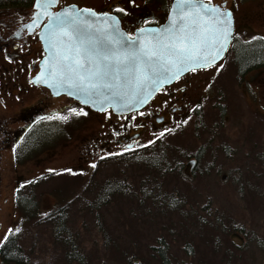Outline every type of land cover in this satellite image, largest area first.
<instances>
[{
	"label": "rangeland",
	"instance_id": "374dc122",
	"mask_svg": "<svg viewBox=\"0 0 264 264\" xmlns=\"http://www.w3.org/2000/svg\"><path fill=\"white\" fill-rule=\"evenodd\" d=\"M111 1L60 0V4L99 7ZM251 1L254 5L264 4V0ZM260 18L255 16L252 26L244 30L236 23L239 32L236 38L250 36L254 31L264 37L262 14ZM194 74L196 83L191 91L194 97L190 96L182 114L172 115L176 123L151 124L155 130L152 135L165 131L141 148L143 150L139 149L144 151L160 142L173 174L144 181L141 180L149 175H144L145 172L158 159L143 166L141 157L122 159L126 154L123 153L91 162L96 155L116 146L118 135L114 127H119L121 119L92 114L84 108L77 113L79 120L68 116L69 120L64 123L65 138L31 159L15 162L14 138L22 132L30 116L19 114L22 110L20 96L13 90V80L0 84V99L11 104L2 106L0 103V242L17 218L13 202L16 187L24 186L22 191H27L29 184L36 185L40 179L37 187L54 183L67 193L65 196L63 193L62 196L41 195L45 209L62 201L58 197L80 194L81 198L65 209V220L71 232L77 233L84 243L81 246H85L84 251L91 257L88 264H129L123 254L133 252L155 264L156 259H152L158 246L167 248L172 264H187L189 258L181 253L187 231L190 248L198 246L206 256L214 257V253L220 256L222 241L218 240L220 244L214 246L215 237L221 238L218 229L229 224L240 234V238L238 234L232 237L240 244L232 264H264V66L239 75L228 54L219 64ZM243 75L245 79L241 78ZM5 87L13 90L7 92V98L1 95ZM119 133L123 135V131ZM171 152L175 158L167 156ZM196 155L199 158L194 160ZM177 157L181 159L180 167ZM192 159L194 166L190 165ZM159 165L165 166L162 162ZM183 175L193 177L187 181ZM156 182L160 183L161 190H157ZM101 189L108 190L109 194L102 193L101 199L96 200ZM157 194H174L185 204L181 211H170L167 201L155 200ZM88 201L95 207L87 208ZM32 225V231L24 235L22 241L27 244L26 248L33 246V264H67L62 248L52 242L50 222ZM209 234L215 237L208 242ZM106 240H115L125 249H111L112 245H106ZM210 247H213L212 252ZM118 254L123 255L121 259ZM199 258L195 255L191 264H199ZM0 264L11 263L0 260Z\"/></svg>",
	"mask_w": 264,
	"mask_h": 264
},
{
	"label": "water",
	"instance_id": "95a60500",
	"mask_svg": "<svg viewBox=\"0 0 264 264\" xmlns=\"http://www.w3.org/2000/svg\"><path fill=\"white\" fill-rule=\"evenodd\" d=\"M57 3L33 1V23L46 21L39 31L44 55L31 81L95 110L122 114L143 107L163 85L218 61L233 34L231 11L201 0H172L163 23L133 35L114 14L75 3L53 11Z\"/></svg>",
	"mask_w": 264,
	"mask_h": 264
},
{
	"label": "flooded vegetation",
	"instance_id": "af4514ba",
	"mask_svg": "<svg viewBox=\"0 0 264 264\" xmlns=\"http://www.w3.org/2000/svg\"><path fill=\"white\" fill-rule=\"evenodd\" d=\"M201 1L231 11L233 34L224 55L207 67L192 68L186 71L163 85L143 107L122 114L114 113L109 108L104 110L91 109L64 93L53 95L48 87L34 84L31 78L37 72L38 63L44 55L39 39V31L46 18L39 24L33 23V2L27 6L6 5L0 7V84L3 85L5 81L13 80V90H15L16 95L20 96L19 106L22 110L19 114L22 117L30 116L22 129H25L36 117V113H38L37 116L42 117L53 113L59 114L62 119L67 121L69 119L64 112H71V114L74 112L72 115L74 116L73 120L74 118L79 120L77 113L80 108L88 109L92 114H106L113 118H120L119 127H114L118 135L117 142H115L116 146L113 147V150L96 155L91 162L96 159L97 162L102 157H111L139 150L158 139L165 129L152 135L155 130L152 129L151 124L176 123L172 115L177 112L182 114V108L188 106L189 98L193 96L191 91L194 89V83H196L195 71L211 68L227 57L233 41L239 36L236 23L243 27L239 29L244 30L245 27L252 26L255 16H259V19H261L260 15L262 14L264 17L263 3L254 5L251 0ZM171 2L172 0H112L109 3H103L99 7L91 4L77 5L92 8L97 12H108L116 15L124 31L128 35H133L138 28L158 26L163 23ZM62 5L64 4H60V0H58L57 5L52 10L54 11ZM244 36L247 37L242 36V39L263 35L254 31L252 35L246 34ZM241 78L245 79V76L243 75ZM16 87H18V90H16ZM13 90L11 88L12 92ZM11 91L7 87L3 88L1 90L2 97L7 98V92L12 93ZM64 100L68 102L63 103ZM0 103L2 106L11 105L10 103L7 105L1 99ZM14 103L16 102L14 101ZM136 113L139 115L132 118L131 116ZM171 124H167V126ZM58 125L64 127V124ZM120 130L123 131V135L119 133ZM19 136L20 134L15 136L14 142Z\"/></svg>",
	"mask_w": 264,
	"mask_h": 264
},
{
	"label": "trees",
	"instance_id": "16d2710c",
	"mask_svg": "<svg viewBox=\"0 0 264 264\" xmlns=\"http://www.w3.org/2000/svg\"><path fill=\"white\" fill-rule=\"evenodd\" d=\"M32 2L33 0H0V7L6 5L27 6ZM228 54H231V60L234 64L235 71L239 75L254 67L264 66V37L253 36L249 37L248 39L235 38ZM73 113L71 114V112H64L65 115L67 114V117L69 115L72 116ZM73 117L74 116H72V118ZM64 122H66V120L62 119L59 114L55 113L43 117H35L25 127V129H23V131L20 133V136L15 141L13 148L15 162L20 163L31 159L41 151L56 145L61 139L65 138L67 134L64 130V127L58 125L64 124ZM53 129L55 131H53ZM159 143L160 142L153 143L151 147L149 146L144 151H141L143 149L130 151L124 154L125 157L122 158L125 159L128 157L130 159L135 158L134 160H137L139 157H141L143 166L151 160H159L153 162L149 166L148 172L146 171L144 174L147 175L149 173V175L141 181H144L150 177L151 179L153 178V180H157L159 179V176L166 177L173 174V171L168 167L169 163L164 158V149ZM174 155V152L167 153V156L171 158H175ZM198 158L199 155H196V159L194 157V160H197ZM194 160L190 165L194 166ZM160 162H162L165 166H160ZM177 164L179 167L181 166L180 157H177ZM183 176L186 177L187 181H190L193 177L192 175ZM39 180L36 181V185L34 182H29L31 184L28 183L30 187L26 188L27 191H22L24 186L19 185L14 191L13 202L17 208V218L13 226L8 230L0 242V260L11 264H33V259L35 257L31 254L33 246L30 245L28 248H26L27 244L22 241V238L24 235L30 234L34 227L32 224L45 221L50 222V234L54 237L52 242L57 243L62 248V252L66 258L67 264H75V262L76 264H88L87 260L91 257L84 251L85 246H81L82 244L84 245V243L78 239L77 233L71 232L70 226L66 224L65 220V209H69L68 206L74 203L77 198L80 199V194L68 198L58 197L60 200L62 199V201L55 203L50 209H45L41 204V195L44 196L52 194L54 196H62L60 194L63 193L65 196L67 193L65 192L64 188H61L54 183H45L43 186L37 187ZM244 181L246 182V177H244ZM156 184L158 186L157 190H161V187L158 185L160 183L156 182ZM260 188L261 187H259V189ZM102 193L107 196L109 191L101 189V192H99V194H97L95 197L96 200L101 199ZM164 194L155 195V200L159 203H164V201H167V208L170 211H175L178 209L179 211L182 210V206L185 204L184 201L181 202V200L178 199V197H176L174 194H170L168 196H165ZM108 198L109 196L107 199ZM86 207L91 209V207L95 206L92 202L90 203L88 201ZM84 210L85 209H81L80 211ZM202 226H204V224H202ZM239 229L240 228H238L237 231ZM77 230L79 231V227H77ZM218 231L220 234L222 233L221 238H216L215 235L209 234L206 239L209 242L215 237L214 246L220 244L218 240L222 241L221 254L220 256H217V253H214V257L206 256L204 250L197 249L198 246H192L190 248V242L187 240L189 239V232L187 231L185 233L184 237L186 242L181 246V253L182 255L189 258V261H186L187 264H191V258H193L195 255L200 256L198 262L199 264H232L234 252L237 251L240 246V244L237 243L232 237L235 234H238L237 236L240 238V234L235 231V226L231 224L220 226ZM109 243L112 245L110 246L111 249L115 248L118 251L119 247L122 250L125 249L124 247L119 246L115 240L105 241L106 245H109ZM209 249L211 252L213 251V247H210ZM120 255L118 254L119 258L121 259ZM123 255H126L124 261L129 262V264H150L151 261H147L140 253H137L136 255L133 252L132 254ZM153 256L155 258L152 260L156 259L155 264H172V257L170 253H168L167 248L164 249L163 246H158L157 253H154ZM96 264L101 263L96 262Z\"/></svg>",
	"mask_w": 264,
	"mask_h": 264
},
{
	"label": "snow or ice",
	"instance_id": "6c2138e0",
	"mask_svg": "<svg viewBox=\"0 0 264 264\" xmlns=\"http://www.w3.org/2000/svg\"><path fill=\"white\" fill-rule=\"evenodd\" d=\"M53 2H55V0H53ZM66 15H70V13H68ZM28 27H30V26H28ZM155 55H156V53H152L151 56H149V59H151L152 56H155ZM65 59H67V57H65ZM105 59H107V57H105ZM73 64L79 66L81 64V61L78 58L77 59H74ZM70 68H71V71H76V68L75 67H71L70 66ZM80 79L83 80L84 77L81 76ZM92 87H95V85H92Z\"/></svg>",
	"mask_w": 264,
	"mask_h": 264
}]
</instances>
